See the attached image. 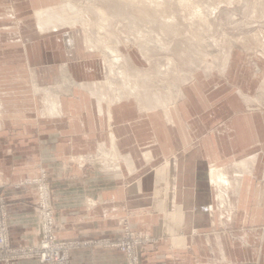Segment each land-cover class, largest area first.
I'll use <instances>...</instances> for the list:
<instances>
[{
    "label": "crops",
    "instance_id": "obj_1",
    "mask_svg": "<svg viewBox=\"0 0 264 264\" xmlns=\"http://www.w3.org/2000/svg\"><path fill=\"white\" fill-rule=\"evenodd\" d=\"M3 1L0 195L7 203L11 246L40 243L35 191L21 183L45 171L58 237L75 243L69 264H127L118 248L101 242L120 240L125 225L152 239L141 264H264L262 247L252 251L237 241L230 216L213 214L210 166L229 168L256 154V172L261 157L254 153L263 145L260 129L240 109L236 92L194 77L179 98L163 105L146 106L132 95L103 99V53L82 41L74 24H64L66 18L50 6L55 0ZM40 89L63 109L50 113L39 105ZM235 170L240 224L258 226L264 189L248 172Z\"/></svg>",
    "mask_w": 264,
    "mask_h": 264
},
{
    "label": "rangeland",
    "instance_id": "obj_2",
    "mask_svg": "<svg viewBox=\"0 0 264 264\" xmlns=\"http://www.w3.org/2000/svg\"><path fill=\"white\" fill-rule=\"evenodd\" d=\"M46 4L44 7L49 6ZM50 6L65 21L70 20L68 24L74 23L73 32L82 41L103 53L107 72L98 90L108 100L132 95L146 106L163 105L179 98L194 77H209L215 84L233 89L237 102L242 103L240 109L252 114L262 135L263 145L254 152H261L257 170H253L255 161V166L245 171L264 189V0H55ZM97 8L108 17L105 26ZM38 91L43 92L39 105L48 107L50 92ZM236 162L224 167L228 196L223 200L218 197L220 189L214 185L213 214L225 220L230 216L237 241L249 244L252 251L261 247L264 251V220L258 226L240 224L242 211L238 210L236 190L240 178L232 177ZM35 196L36 191L32 201ZM21 259L41 264L31 255L0 264Z\"/></svg>",
    "mask_w": 264,
    "mask_h": 264
},
{
    "label": "built area",
    "instance_id": "obj_3",
    "mask_svg": "<svg viewBox=\"0 0 264 264\" xmlns=\"http://www.w3.org/2000/svg\"><path fill=\"white\" fill-rule=\"evenodd\" d=\"M36 191L32 205L38 210L41 226V240L33 248L12 247L10 244L8 224L6 221V199L0 195V262L7 263L11 259L31 255L41 264H69L70 250L75 245L58 237L55 203L53 201L50 182L45 171L40 177L29 179L23 183ZM151 238L133 231L128 225L123 228L122 238L118 241L104 239L101 242L110 247L118 248L127 257V264H141L144 246Z\"/></svg>",
    "mask_w": 264,
    "mask_h": 264
},
{
    "label": "bare ground",
    "instance_id": "obj_4",
    "mask_svg": "<svg viewBox=\"0 0 264 264\" xmlns=\"http://www.w3.org/2000/svg\"><path fill=\"white\" fill-rule=\"evenodd\" d=\"M67 5V4H66ZM68 6V5H67ZM64 7V6H63ZM98 9V11L99 12H102L101 13V15H102V18H103V25L105 26L106 25V21L108 20V17H107V15H106V13H105V11L102 9V8H97ZM74 16H77V15H74ZM70 17H71V15H70ZM70 17H69V19H70ZM69 22H70V20H68ZM65 22H67V21H65ZM68 22V23H69ZM71 22H72V20H71ZM77 22V21H76ZM68 23L66 24V25H68ZM61 24H62V22H61ZM65 24V23H64ZM74 24V23H73ZM58 25V24H57ZM103 25H101V27L102 28H104V26ZM63 26V25H62ZM54 27H55V25H54ZM166 46V45H165ZM163 47V46H162ZM167 47H165V49H166ZM170 48V47H169ZM168 48V49H169ZM169 60H172V58H169ZM115 66V65H114ZM117 67H119V66H117ZM112 70H113V68H112ZM159 70H161V69H159ZM169 70V69H168ZM114 72H116V71H114L113 70V73ZM165 74H167V73H165ZM77 84V83H76ZM95 86H96V84H94ZM101 86V85H100ZM110 86H112V85H110ZM97 87V86H96ZM84 88V87H83ZM86 89H87V87H85ZM88 88H89V86H88ZM113 88V87H112ZM123 88V87H122ZM132 89V88H131ZM130 90V89H129ZM133 90V89H132ZM101 91V90H100ZM136 93V92H135ZM95 94V93H94ZM53 97V96H52ZM58 97V96H57ZM122 97V96H121ZM125 97H127V96H125ZM129 97V96H128ZM247 97V96H246ZM120 98V97H119ZM155 98V97H154ZM158 98V97H157ZM48 99V98H47ZM54 99V98H53ZM103 99H105L104 97H103ZM106 99H107V97H106ZM122 98H120V100H121ZM160 99V98H159ZM250 99V98H249ZM153 100V99H152ZM155 100V99H154ZM103 101V100H102ZM156 101V100H155ZM158 101V100H157ZM50 102V101H49ZM109 102H111V101H109ZM140 102V101H139ZM149 102V101H148ZM152 102V101H151ZM172 102H173V100H172ZM113 103H114V101H113ZM145 104V103H144ZM99 105H101L102 106V104H100L99 103ZM150 105V104H149ZM152 105H154V104H152ZM156 105V104H155ZM60 106H61V104H60V101L59 100H57V98H56V100L54 99V100H51V102H50V105H49V112L50 113H53V112H55V111H57V112H60ZM156 106H158V104L156 105ZM167 106V105H166ZM61 108H62V106H61ZM105 108V107H104ZM149 108V107H148ZM63 109V108H62ZM168 110V109H167ZM109 111V110H108ZM168 112V111H167ZM45 114H46V112H45ZM61 114H63V113H61ZM62 116V115H61ZM50 117H53V116H50ZM167 117H168V115H167ZM166 117V118H167ZM169 120V119H168ZM170 120H171V117H170ZM169 120V121H170ZM114 146V145H113ZM115 149H113V151H114ZM118 150V149H117ZM110 151V150H109ZM150 151V150H149ZM117 152V151H116ZM108 153V152H107ZM106 153V154H107ZM118 153V152H117ZM143 153H145V152H143ZM120 154V153H119ZM150 154V153H149ZM110 157V156H109ZM146 157V156H145ZM113 158V157H112ZM122 158V157H121ZM152 158V157H151ZM256 155H252V156H250V157H248V158H246V159H243V160H240L239 162H236V164H235V168L237 169V171H239V172H243V171H245L246 170V168L248 169V168H251V167H253V165H254V162L256 161ZM113 159H116V158H113ZM118 159V158H117ZM129 159H131V157L129 158ZM123 160V159H122ZM125 160H127V159H125ZM147 160H149V157H148V159ZM114 161V160H113ZM129 161V160H128ZM117 163V162H116ZM125 163L126 164H130L131 163V161H130V163H127V161H125ZM115 165H117V164H115ZM131 165V164H130ZM111 166V165H110ZM128 167H132L133 165H131V166H129V165H127ZM214 165H211L210 167H212L211 169V180L213 181V183H214V185H216L219 189H220V193L218 194V197H220L222 200L224 199V197H227L228 196V187H229V180H228V176H227V171L225 170L226 169V167H225V169L222 167V168H215V167H213ZM133 168H135L134 166H133ZM133 171V170H132ZM131 171V172H132ZM237 175H238V173H237ZM239 175H241L240 173H239ZM238 179V178H237ZM242 179V178H241ZM211 184V183H210ZM239 190V189H238ZM221 207V206H220Z\"/></svg>",
    "mask_w": 264,
    "mask_h": 264
}]
</instances>
